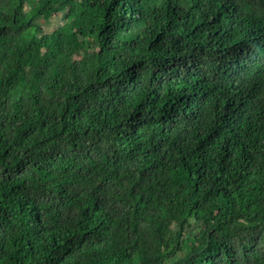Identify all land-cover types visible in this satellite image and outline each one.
<instances>
[{
  "label": "trees",
  "instance_id": "1",
  "mask_svg": "<svg viewBox=\"0 0 264 264\" xmlns=\"http://www.w3.org/2000/svg\"><path fill=\"white\" fill-rule=\"evenodd\" d=\"M0 264H264V0H0Z\"/></svg>",
  "mask_w": 264,
  "mask_h": 264
},
{
  "label": "rangeland",
  "instance_id": "2",
  "mask_svg": "<svg viewBox=\"0 0 264 264\" xmlns=\"http://www.w3.org/2000/svg\"><path fill=\"white\" fill-rule=\"evenodd\" d=\"M62 24V13H59L57 15H54L49 23L44 25V28L47 31H52L53 29H55L56 27L60 26Z\"/></svg>",
  "mask_w": 264,
  "mask_h": 264
}]
</instances>
